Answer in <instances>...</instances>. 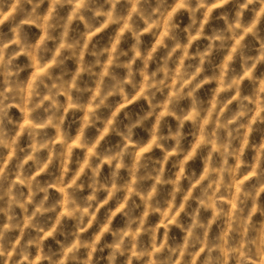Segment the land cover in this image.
<instances>
[{
  "label": "clouds",
  "instance_id": "1",
  "mask_svg": "<svg viewBox=\"0 0 264 264\" xmlns=\"http://www.w3.org/2000/svg\"><path fill=\"white\" fill-rule=\"evenodd\" d=\"M0 264H264V0H0Z\"/></svg>",
  "mask_w": 264,
  "mask_h": 264
}]
</instances>
